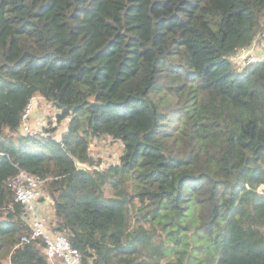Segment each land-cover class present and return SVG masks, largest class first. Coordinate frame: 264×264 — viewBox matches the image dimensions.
<instances>
[{
    "label": "trees",
    "instance_id": "16d2710c",
    "mask_svg": "<svg viewBox=\"0 0 264 264\" xmlns=\"http://www.w3.org/2000/svg\"><path fill=\"white\" fill-rule=\"evenodd\" d=\"M263 43L264 0H0V264H47L19 171L83 264H264V58L233 62ZM37 95L59 139L22 132Z\"/></svg>",
    "mask_w": 264,
    "mask_h": 264
},
{
    "label": "built area",
    "instance_id": "2783aa9c",
    "mask_svg": "<svg viewBox=\"0 0 264 264\" xmlns=\"http://www.w3.org/2000/svg\"><path fill=\"white\" fill-rule=\"evenodd\" d=\"M244 52L245 49L242 50V53ZM252 61H254L253 57L248 54L241 55V62ZM32 110L33 105L30 101L22 115L23 133L34 134L27 125ZM7 186L13 192L15 202L24 207L25 219L31 228L29 234L20 239V243L28 244L41 239L47 264H83L82 255L71 246L66 236L52 231V228L48 227L47 219L39 214L38 201L42 200L45 204L52 202L50 196L43 190V182L26 171H19L15 177L8 180Z\"/></svg>",
    "mask_w": 264,
    "mask_h": 264
},
{
    "label": "rangeland",
    "instance_id": "374dc122",
    "mask_svg": "<svg viewBox=\"0 0 264 264\" xmlns=\"http://www.w3.org/2000/svg\"><path fill=\"white\" fill-rule=\"evenodd\" d=\"M264 47L263 45H261ZM242 53V50L240 51ZM240 55V54H239ZM237 59V57H236ZM233 62L237 61L233 58ZM238 64V63H237ZM236 64V65H237ZM241 67V61L239 62ZM33 110L27 120V125L34 133L40 132L43 128L57 127V132L54 134L56 139H59L63 131L66 129L67 122L69 119L64 120L61 123L55 122V116L58 113L57 109L52 104L45 101L42 97L36 96L32 100ZM123 146L119 141H115L109 137L92 139L89 145V153L94 160L101 161V165L98 169L103 170L109 165L117 164L118 159L122 153ZM264 191V186L260 188ZM112 191L109 186L106 187L105 194L109 195ZM37 204H42V200L38 201ZM52 204L49 202L43 205V210L39 212L41 216L46 217L49 228H52L54 219L52 218ZM4 264H9V260L4 261Z\"/></svg>",
    "mask_w": 264,
    "mask_h": 264
},
{
    "label": "crops",
    "instance_id": "0c3cea01",
    "mask_svg": "<svg viewBox=\"0 0 264 264\" xmlns=\"http://www.w3.org/2000/svg\"><path fill=\"white\" fill-rule=\"evenodd\" d=\"M245 50H246V52H244V53L248 54V56L264 58V47L261 45L251 47V48L245 49ZM244 53L238 52L237 55L234 57V59L237 61V63H239L241 61V55H244ZM236 57H237V59H236ZM43 205H45V203H43V202L41 205L38 204V207H39L38 210H40V212L43 210ZM53 211L54 210L52 207L51 213H52V218L54 219Z\"/></svg>",
    "mask_w": 264,
    "mask_h": 264
}]
</instances>
